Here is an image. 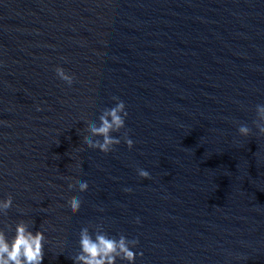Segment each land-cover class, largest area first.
<instances>
[{"label": "water", "instance_id": "1", "mask_svg": "<svg viewBox=\"0 0 264 264\" xmlns=\"http://www.w3.org/2000/svg\"><path fill=\"white\" fill-rule=\"evenodd\" d=\"M39 2L82 139L128 113L110 152L83 142L108 236L133 264H264V0Z\"/></svg>", "mask_w": 264, "mask_h": 264}, {"label": "clouds", "instance_id": "2", "mask_svg": "<svg viewBox=\"0 0 264 264\" xmlns=\"http://www.w3.org/2000/svg\"><path fill=\"white\" fill-rule=\"evenodd\" d=\"M57 76L66 82L69 86L74 81V76L69 75L62 67L55 69ZM114 107L104 109L99 116V125L94 121L87 122V132L89 135L83 137V142L93 149H99L108 153L114 145L120 143V139L111 135L113 132H119L125 127V119L128 115L125 110V104L117 97ZM257 119L253 122L261 135H264V105H256ZM241 136H249L251 129L247 125H241L238 128ZM93 137H102L101 140H94ZM125 142L129 148L133 146V141L128 138L127 133L124 136ZM139 176L150 178L149 172L139 170ZM78 185L79 191L84 192L88 188L87 182L76 180L74 184L68 185L72 189ZM13 205V198L9 195L6 199L0 200V214L7 215L8 210ZM68 206L72 213H77L81 207V200L77 196H72L68 200ZM138 222V221H137ZM79 253L72 258L74 264H116L117 258L125 260L128 264H133L136 253L132 250L139 243L138 239H127L123 234L118 239L109 237L103 232L100 226L96 227L94 233L89 232V228H82L80 231ZM45 234L37 230L35 232L29 229V225L21 220L15 226V234L9 240L3 229H0V264H42L45 249Z\"/></svg>", "mask_w": 264, "mask_h": 264}]
</instances>
